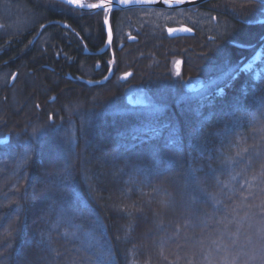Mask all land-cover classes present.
I'll return each mask as SVG.
<instances>
[{"label": "trees", "instance_id": "obj_1", "mask_svg": "<svg viewBox=\"0 0 264 264\" xmlns=\"http://www.w3.org/2000/svg\"><path fill=\"white\" fill-rule=\"evenodd\" d=\"M16 1L36 21L0 36V264H264V81L243 71L264 0L166 10L179 38L160 9ZM108 22L124 45L90 85Z\"/></svg>", "mask_w": 264, "mask_h": 264}, {"label": "rangeland", "instance_id": "obj_2", "mask_svg": "<svg viewBox=\"0 0 264 264\" xmlns=\"http://www.w3.org/2000/svg\"><path fill=\"white\" fill-rule=\"evenodd\" d=\"M16 3H15V2ZM8 0L3 4V7L0 9V36L10 37L12 35L18 34L27 30L35 24V19L31 18L28 15V12L23 9L20 4H17L16 0ZM74 5H78L84 8L90 7L87 0H74ZM98 5H95V7ZM148 21L151 25H164L165 23H173L175 25L180 24L183 21H188L189 15L178 14L173 15L172 13L157 10L150 12L148 15ZM216 22V19H213ZM262 54L258 51L250 61H248L244 67L243 71L247 73H252L256 82L264 81V66L259 67L258 64L261 62ZM179 71L176 72V75ZM129 77V74L122 76L121 79H126ZM207 85L204 84L202 80L196 79L192 80L191 83H188V93L192 96L200 95L204 92ZM127 102L132 106H139L144 108H153L155 105L151 97L148 96L143 90H134L127 94ZM205 136V134H203Z\"/></svg>", "mask_w": 264, "mask_h": 264}, {"label": "water", "instance_id": "obj_3", "mask_svg": "<svg viewBox=\"0 0 264 264\" xmlns=\"http://www.w3.org/2000/svg\"><path fill=\"white\" fill-rule=\"evenodd\" d=\"M63 1V0H61ZM95 2L99 3L98 7H90V8H84L78 5H74L71 3H65L77 7L82 10H96V11H105V10H130V9H161V10H184V9H190L202 6L206 3H209L213 0H183L182 3H175V0H148V2H141L136 3L134 0H129L128 3H124L123 0H111L109 3V0H94ZM256 24H264V19L258 21ZM167 32L169 36L173 38H179V37H188V36H194L195 31L189 27H174V28H168ZM135 40V38H133ZM113 43V30L111 23H107V41L105 46L98 52L94 53V55H104L112 46ZM88 53V52H87ZM112 77V72H110L109 76L106 77L101 81L102 84H104L107 80H109ZM83 82L88 83L90 85H95L98 82L95 81H89L85 79H81Z\"/></svg>", "mask_w": 264, "mask_h": 264}, {"label": "flooded vegetation", "instance_id": "obj_4", "mask_svg": "<svg viewBox=\"0 0 264 264\" xmlns=\"http://www.w3.org/2000/svg\"><path fill=\"white\" fill-rule=\"evenodd\" d=\"M6 1H8V0H4V2H6ZM99 3H97V2H95L93 5H89L90 7H95V5H98ZM90 7H88V8H90ZM161 10V9H160ZM88 11H90V10H88ZM166 11V10H165ZM167 11H173V10H167ZM169 13H172V12H169ZM174 27H188V26H186V25H178V26H174ZM174 27H166V30L168 29V28H174ZM189 28H191V27H189ZM192 29V28H191ZM195 31V30H194ZM195 34H196V32H195ZM195 36V35H194ZM2 37H5V38H8L7 36H2ZM133 38H135V40H136V37H134V36H129L128 38H127V42H129V43H132V42H135V40H133ZM35 39H36V37H35ZM107 41V40H106ZM119 41H116L115 40V38H114V33H113V43H112V46L110 47V49L104 54L106 57H107V61H108V64H109V68H108V71H107V74H106V76L103 78V79H105L106 77H108L109 76V74H110V72H112V77L109 79V80H111L113 77H114V75H115V72H114V60L116 59V52H117V49L119 48H122L123 47V45H124V42L122 41V42H120V43H118ZM106 44V43H105ZM105 46V45H104ZM103 46V47H104ZM102 47V48H103ZM101 48V49H102ZM101 49H98V50H87L86 51V54L87 55H89V56H104V55H94V53H96V52H98V51H100ZM88 52V53H87ZM102 66H103V62H99V63H97V65H96V69L98 70V69H100V68H102ZM129 76H130V74H129ZM103 79H101L100 81L99 80H90V81H95V82H100L101 83V81L103 80ZM109 80H107V81H109ZM15 80H14V78L10 81L11 83L10 84H12L13 82H14ZM106 81V82H107Z\"/></svg>", "mask_w": 264, "mask_h": 264}, {"label": "snow or ice", "instance_id": "obj_5", "mask_svg": "<svg viewBox=\"0 0 264 264\" xmlns=\"http://www.w3.org/2000/svg\"><path fill=\"white\" fill-rule=\"evenodd\" d=\"M70 2H71V0H70ZM111 2V0H109V3ZM123 2L124 3H128L129 2V0H123ZM134 2H136V3H141V2H148V0H134ZM166 2H167V0H166ZM183 2V0H175V3H177V4H179V3H182ZM98 7V6H97Z\"/></svg>", "mask_w": 264, "mask_h": 264}, {"label": "bare ground", "instance_id": "obj_6", "mask_svg": "<svg viewBox=\"0 0 264 264\" xmlns=\"http://www.w3.org/2000/svg\"><path fill=\"white\" fill-rule=\"evenodd\" d=\"M63 1H65V2H67V3L74 4V0H71V2H70V0H63Z\"/></svg>", "mask_w": 264, "mask_h": 264}]
</instances>
